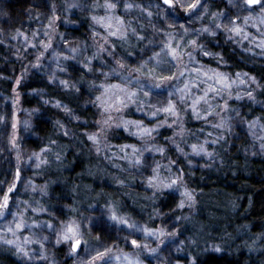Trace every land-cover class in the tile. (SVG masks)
I'll list each match as a JSON object with an SVG mask.
<instances>
[{
  "label": "trees",
  "instance_id": "16d2710c",
  "mask_svg": "<svg viewBox=\"0 0 264 264\" xmlns=\"http://www.w3.org/2000/svg\"><path fill=\"white\" fill-rule=\"evenodd\" d=\"M144 1L80 0L82 9H69V0H0V148H6L0 152V201L19 172L10 198L40 210L41 218L83 223L94 209L111 210L141 227L149 250L166 256L164 264H264V154L251 152L243 128L236 136L215 121L219 113L238 111L246 122L264 125V59L241 39L208 34L206 21L200 23L197 42L179 53L182 63L199 56L203 78L212 76L208 68L227 78L252 77L251 95L227 98L222 107L206 101L193 111L167 80L163 91L148 87L147 93L161 96L166 108L171 103L176 114L154 119L128 81L132 69L150 66L154 57L144 14L128 9ZM204 2L209 15L225 0ZM48 24L51 34L42 38L49 54L39 57L22 35L48 32ZM68 45L81 51L67 54ZM111 93L117 104L109 103ZM14 104L28 115L15 129ZM116 110L124 121L158 130L139 139L118 120L107 122ZM132 148L136 158L151 159L149 172L138 168ZM173 175L174 190L167 184ZM86 233L97 242L117 240L106 222ZM118 245L133 249L124 240ZM66 250L55 249L56 263L71 264ZM0 264L50 263L23 261L13 247L0 244Z\"/></svg>",
  "mask_w": 264,
  "mask_h": 264
},
{
  "label": "rangeland",
  "instance_id": "374dc122",
  "mask_svg": "<svg viewBox=\"0 0 264 264\" xmlns=\"http://www.w3.org/2000/svg\"><path fill=\"white\" fill-rule=\"evenodd\" d=\"M146 1L136 5L128 4V9L140 11L144 14L146 26L151 32V42L148 46L154 57L150 59L152 62L149 64L150 66L140 65L139 68L135 67V71L132 69L133 73L129 75L128 81L130 87L136 86L141 91L139 98L136 96L135 98L140 100L144 107H147V111H151L150 116L152 118L155 119L164 114L163 109L166 107L161 102L162 97H152L147 93V88L155 87L157 92L163 91L167 87V85H164L167 84V80L171 82L177 92L183 93L180 96L181 101L185 100L186 103L193 104L195 110L200 106L202 107V104L206 101H213V106L219 105L222 107L225 105L224 101L227 98H243L249 95V91L255 85L254 78L245 74H238L233 79L226 77L225 80V76L216 72L214 68H208V74H212V76L209 78L204 76L203 78L199 76V72L206 68L204 62L199 60L200 57L198 56L199 59H197L192 55L183 64L179 53L188 46L195 44L193 42H197L196 32L199 30L200 23L206 21L204 29L208 34L217 36L220 32H225L232 39L239 38L241 39V45L251 46V52L255 49L257 56L264 59V10H261L258 5L248 6L244 0H225L221 8L215 9L208 15L204 0H173L172 7L165 5L163 1ZM192 4H195L196 7H189ZM68 8L82 9L83 7L80 0H69ZM180 10H184V15L180 14ZM112 25L117 28L121 26L117 23H112ZM49 27L50 24H48V32H46V29L41 28L33 31V33L22 35V39L28 42L26 45L32 49L34 48L39 57L49 54L47 45L43 43L44 35L51 34ZM248 29L251 31L249 35L247 34ZM78 49V47L73 48L68 45L66 46V53L74 56L76 52L81 51V48ZM173 49H175L179 58H173ZM46 65L45 68H49L48 63ZM172 73H175L173 77ZM225 84L229 87H225ZM157 85L160 86L157 87ZM200 87L203 91L199 92ZM206 93L207 95H205ZM116 96V94L111 93L109 103L117 104ZM13 109L15 128L22 124L25 125L28 119L26 111L18 108L16 104H14ZM232 113L233 115L224 114L223 112L217 114L216 123L225 130L227 129L228 133L232 135L237 134V129L243 128L250 138L251 152L253 154H264V125L257 120L246 122L238 111ZM122 118H124L122 110H116L110 113L106 120L108 123H113L115 119L118 120L117 124L124 126L129 134L139 139L154 136L158 130L156 125L146 126L141 123L130 122L131 120L124 121ZM144 129L151 130L150 134L144 132ZM5 150V147L0 148V152L3 154H5ZM133 152L132 148V156L136 158L137 156ZM23 158H26L25 155H23ZM3 160L8 161V156L3 155ZM135 162L138 168H144L146 172L152 169L150 158L138 157ZM13 176L15 187L12 192L8 193V206L2 210L3 214L0 215V244L13 247L23 261H49L50 264H59L56 263L57 260L54 258L55 249L65 246L71 264H149L148 260L153 261L154 264H164L166 256L160 250H149L150 245L143 238L145 233L141 227L122 223L123 220L111 210L105 213L102 212L104 215L102 216L99 210L94 209L92 215L82 223V221H76L72 218H60L59 215H52L49 219L41 218L40 214H43V212L40 210L29 205H25L27 209L21 208L17 204L18 201L13 203L10 194L17 192L15 190L19 186L22 176L20 173L18 176L17 174ZM173 181H175V184L172 183ZM167 184L169 189H176L177 177L175 175L169 177ZM2 202L1 200L0 203ZM112 215H115L118 220L113 221L110 218ZM102 222L108 224L109 230L117 239L115 242H97L87 236V227L99 225ZM17 224H21L22 227L17 228ZM69 229H72V231L70 232ZM73 233L81 241L76 251L72 249V240L64 239L66 234L71 237ZM119 240H124L133 249L126 250L123 248L124 246H119ZM133 240L136 241L135 245L132 243ZM7 241H13V243L9 244ZM98 252L103 253L102 258L97 256Z\"/></svg>",
  "mask_w": 264,
  "mask_h": 264
},
{
  "label": "snow or ice",
  "instance_id": "6c2138e0",
  "mask_svg": "<svg viewBox=\"0 0 264 264\" xmlns=\"http://www.w3.org/2000/svg\"><path fill=\"white\" fill-rule=\"evenodd\" d=\"M244 2H245V4L248 5V6H255V5H258V6L261 8V10H264V0H244ZM163 3H164L165 5H168L169 7H172V6H173V0H163ZM115 6H116L115 4H108V5H107L108 8H115ZM189 7H191V8H195L196 5H195V4H192V5H189ZM94 19H95V18H94ZM111 35H116V33H115V32H112ZM193 43H195V42H193ZM73 51H74V50H73ZM205 54L207 55V53H205ZM157 55H158V54H157ZM172 55H173V58H176V52H175V49L172 50ZM122 66H123V65H121V67H122ZM181 75H183V73H181ZM224 79L226 80L227 78L224 77ZM112 87H117V86H112ZM157 87H159V85H157ZM186 87H187V86H186ZM225 87H229V85L225 84ZM214 91H215V89H214ZM130 95H131V96H134L135 93H131ZM145 95H147V93H145ZM205 95H207V93H206ZM249 95H251V93H249ZM97 100H100V97H97ZM163 111L168 112V113L173 114V115L176 114V113H175V108H174V106H173L171 103H170L169 107L163 109ZM193 111H195V109H193ZM153 115H155V113H153ZM13 128H15V125H13ZM144 132L150 134L151 130L144 129ZM89 139H93V140H94L95 137H89ZM195 147H196V146L194 145L193 148L195 149ZM202 150H203V149H201V151H202ZM18 175H19V172H17V176H18ZM172 183L175 184V181H173ZM14 187H15V185L13 184V186H12L11 188L8 189V192H6V193L3 195V198H2V201H3V202L0 203V215L3 214V211H2V210L5 209V208H7V206H8V200H9L8 193L12 192ZM110 218H111L113 221H117V220H118V218H117L115 215H112ZM121 222L127 224V221H121ZM20 227H22V225H21V224H17V228H20ZM10 230H11V229H10ZM69 231L71 232L72 229H69ZM160 235H164V233L161 232ZM64 239H65V240H72V249H73V251H75L76 248H78V247L80 246V244H81L80 239L76 238L75 233H73V235H72L71 237L68 236V235L66 234V235L64 236ZM7 243L11 244V243H13V241H7ZM132 243L135 245V244H136V241L133 240ZM153 251H154V250H153ZM25 254H26V253H25ZM97 256L100 257V258H102V257H103V253H99V252H98V253H97Z\"/></svg>",
  "mask_w": 264,
  "mask_h": 264
},
{
  "label": "water",
  "instance_id": "95a60500",
  "mask_svg": "<svg viewBox=\"0 0 264 264\" xmlns=\"http://www.w3.org/2000/svg\"><path fill=\"white\" fill-rule=\"evenodd\" d=\"M162 1H163V0H162ZM255 6H256V5H255ZM252 7H253V6H252ZM76 250H77V248H76ZM76 250H75V251H76Z\"/></svg>",
  "mask_w": 264,
  "mask_h": 264
}]
</instances>
